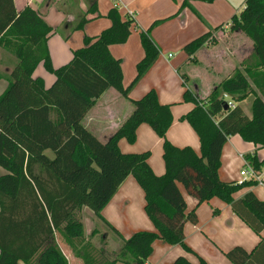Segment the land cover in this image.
<instances>
[{
	"label": "trees",
	"instance_id": "trees-1",
	"mask_svg": "<svg viewBox=\"0 0 264 264\" xmlns=\"http://www.w3.org/2000/svg\"><path fill=\"white\" fill-rule=\"evenodd\" d=\"M107 18L108 29L95 38L85 37L84 47L73 53L72 60L54 69L48 49L52 28L33 10L18 14L13 0H0V46L18 60L9 87L0 97V168L6 171L0 177V264H68L61 246L83 264H146L157 241L182 246L196 256L185 244L184 229L187 223L196 225L198 219L195 210L188 213L181 187L197 206L218 198L254 233L264 232V201L252 191L235 198L252 185L223 182L219 176L229 138L238 135L253 144L256 152L264 149V0H247L243 12L228 25L253 42L255 64L224 80L206 100L184 92L183 101L194 107L180 121L196 133L200 153L169 142L172 106L161 105L154 90L138 101L131 100L133 113L105 144L83 126L87 113L108 90L130 100L131 90L160 56L149 30L142 32L145 56L137 64L135 79L125 88L122 62L111 55L110 46L126 44L134 22L123 19L117 8ZM86 23L83 20L78 29ZM214 40L206 34L187 44L184 52L191 57ZM40 64L56 78L49 89L41 78H33ZM224 94L236 103L252 96L251 118L237 105L225 111ZM142 125L163 142L162 176L151 169L149 151L123 154L120 150L121 140L136 142ZM46 150L54 153L53 159L45 155ZM259 158L257 153L248 156L262 165L264 159L259 162ZM129 176L144 193V211L155 231L136 232L124 239L111 227L122 238V247L113 260L105 259L86 238L79 214L87 208L104 221L102 211ZM225 256L232 264H264V236L251 252L235 247ZM198 259L199 264H207ZM172 264L192 263L179 257Z\"/></svg>",
	"mask_w": 264,
	"mask_h": 264
},
{
	"label": "crops",
	"instance_id": "crops-1",
	"mask_svg": "<svg viewBox=\"0 0 264 264\" xmlns=\"http://www.w3.org/2000/svg\"><path fill=\"white\" fill-rule=\"evenodd\" d=\"M13 1L18 14L25 12L27 9H31L48 27L52 28L53 32L48 40V49L51 61H53L50 39L58 33L59 27H56L55 24L49 21L48 17L51 8H48L59 0ZM106 1L101 3L100 0H63V2L71 6L70 12L65 16V21L69 24L70 30H65V34L71 32L69 37H72V33L76 30V27H74L75 24L73 23H77L78 20L79 22L83 20L87 21L84 28L81 30L84 31L85 37L95 38L104 30L108 29L111 24L106 19L107 14L114 8L115 3L111 0ZM185 1L188 0H119L117 2L119 5L118 10L123 19H133L134 24L131 28V35L134 36V40L132 44L137 50L135 54L131 53V47H127L126 45L129 44V41L124 45H117L123 48L127 47L125 52L121 51L120 47H116L115 49L111 47V55L122 62L124 87L128 88L137 75L136 71L135 75L133 74L131 76L130 74L131 77L127 79L126 67L129 71H131V67H133L135 72V66L144 58V53L139 46L137 47L138 44L135 45L137 32H144L150 27L149 34L158 47L162 59L159 58L147 75L141 79L140 82L142 83L131 90L129 94L130 100L123 98L130 102L126 103V105H128L126 110L123 109L121 111L120 108H116V105L124 104L126 101L119 102L122 96L117 91L110 89L96 101L94 107L87 113L82 124L101 143L105 144L108 142L122 124L131 116L134 110L131 100L138 101L149 91L155 90L161 105L172 106L173 125L167 133L169 142L179 148L191 147L194 151L200 153V142L196 133L186 121H180V119L187 115L194 107L193 104L182 105L184 92L189 90L198 96L200 100H206L212 91L224 80L232 77L237 71H244L248 68L247 63L251 57L248 51L249 49L253 50V44L245 34L240 31L232 32L229 28L230 26H228L234 16H239L243 12L247 0H216L213 3L200 0H189L193 7V12L198 17L194 16L186 9L182 10L181 6ZM94 10H96V12ZM129 12L132 13V16H130ZM168 18L170 19L167 23L151 31V26L154 25V23ZM95 21H99L98 23L101 24V26L98 30H95V34L92 36L89 30L92 25L98 24L94 23ZM206 34H211L212 37H214L215 40L213 44L216 45V47L211 46V43L200 49L191 57L185 53V57L174 65L171 62L176 59L175 55L169 53L166 56L162 52V47L169 51L174 49H182L184 51L187 44ZM242 42H245V45ZM223 46H226V48H223ZM135 55L136 58L133 66L131 65L130 58ZM17 64L18 60L15 55L11 51L0 46V97L7 91L9 87V77ZM67 64H60V62H58V64L52 63L54 69H58ZM191 64L203 65L209 73H213L217 76V80L211 82L212 87H209L210 89L208 87L202 88V83L199 86L194 85L193 89L189 86L188 82L191 80V75L193 76V81H196V79L198 80V78L194 77V72L189 71V73L180 75L181 71H185L186 67ZM41 65L43 64H40L34 72L33 78H41L44 81L45 88L49 89L54 84L56 78L53 75L54 78L49 77L47 81L46 77L43 76L41 72H38ZM227 66H230V70L226 69ZM163 71L165 75L161 81L159 76ZM254 90L257 91L255 88ZM108 96H110L109 99H107ZM250 99L251 96L243 102L237 103V106H240L245 115L251 118L252 99ZM177 104H181V106L175 109L174 105ZM122 107L124 108L126 106L122 105ZM100 109H105L103 112L104 115L98 114ZM106 118H110L112 123L108 127L102 128L99 126L101 124H99L98 121L104 120L103 122H106ZM137 137L138 140L140 138L145 139L141 147H130L121 140L119 143L121 152L123 154H140L149 151L151 156L148 163L154 174L157 176L164 175L165 165L162 158V140L158 138L147 125L139 127ZM253 150H256L255 146L244 142L240 136L236 135L229 138L222 152L221 168L219 172L220 179L223 182L236 183L239 179V172L242 167L240 154H247ZM45 155L50 159L54 158V153L51 152V150H46ZM5 174L6 171L0 168V177ZM249 191H252L259 200L264 201V190L261 187L253 185L236 194L235 198L238 200ZM181 192L186 201L188 213L195 210L198 219L196 225L191 223L185 225V244L196 256L202 258L207 264H227L222 259L226 253L235 247H241L247 252H251L264 236V232L261 235L254 233L232 211L231 207L222 200L213 198L197 206V201L194 198L187 194L184 195L182 189ZM144 208V193L137 184L135 178L129 176L120 186L110 203L102 211L101 215L104 221L96 218L87 208H83L79 215L82 214L81 216L84 217L82 223L85 228V233L87 232L86 222L98 220L112 233L114 232L111 227H114L119 232L120 236H123L121 230L128 227L127 229H129L131 234H125L128 237L124 238L128 239L135 232L141 230L155 231L152 222L146 216ZM87 210L91 212V215ZM90 234L91 232L89 235ZM105 236H107V234L103 235V239ZM55 237L57 240L56 234ZM86 238L90 239L89 237ZM118 238L120 239L121 237ZM153 247V255L146 264H151V262H153V258L157 251L155 249L157 248L165 251V254L157 264H172L179 257L187 258L192 264H199L193 254L185 253L183 249L180 250L179 248H182L180 246H169L161 241H157L154 243ZM169 247L170 249H168ZM106 248L108 250L107 246ZM61 249L68 260V264H83L82 260L75 258L68 249L62 246ZM96 250L99 251L98 249ZM173 254L175 255L174 257L177 256L175 259L171 258ZM20 264L25 263L20 262ZM230 264L232 263L230 262Z\"/></svg>",
	"mask_w": 264,
	"mask_h": 264
},
{
	"label": "rangeland",
	"instance_id": "rangeland-1",
	"mask_svg": "<svg viewBox=\"0 0 264 264\" xmlns=\"http://www.w3.org/2000/svg\"><path fill=\"white\" fill-rule=\"evenodd\" d=\"M100 1H101V3L102 2L104 3L106 0H100ZM106 2H109V1H106ZM187 3L188 4L187 5H184V6L182 4V6H181L182 10H185L186 9V10L190 11L194 16H197L193 12V10H192L193 7L191 6L189 0L187 1ZM48 9H50V11H49L50 13H49V17H48L49 21L52 24H55L56 27H59L58 33L56 35H54L50 39V41H51V51H52V54H53V61H52V63L54 62V63L58 64V62H60V64H67V63L70 62V60H72L73 53L77 49H81V48L84 47V39H85L84 37L86 35H85L84 31H81L80 29H78V27H79V25L81 23V22H79V20L77 21V23H73V24H75L74 27H76V30L72 33V37H69V35H70L71 32L65 34V30H67V31L70 30L69 24H67V22L65 21V16H67V14L70 12V9H71V6L68 5L66 2H63V0L62 1L59 0V1H57V3L54 2L53 3V6H50ZM106 19L109 21L108 18H106ZM169 19L170 18L165 19L163 21H157V23H154V25L151 26V31L153 29L155 30V29L159 28L161 25L167 23ZM98 22L99 21H95L94 23H98ZM100 26H101V24H99V23L98 24H95V25H92L90 27V30H89L90 34L93 36L95 34V30H98V28ZM149 29H150V27L147 28L144 32L148 31ZM141 34H142V32H137V34H136V40H135V45L138 44L137 47L139 46V48L144 53V49H143L142 44H141ZM70 38H72V39H70ZM133 40H134V36L131 35L130 38H129V40H128L129 42L127 41L129 44H126V45H127V47H131V53L135 54L137 50H136V48L132 44L133 43ZM242 43L245 45V42H242ZM252 44H253V42H252ZM211 46H215L216 47V45H214V44H212ZM111 47H113V49H115L116 47H120L121 48V51H123V52H125L126 49H127V47L126 48H123L122 46L112 45V46H110V53H111ZM223 48H226V46H223ZM162 52L166 56L169 53H172L173 55H175V58L176 59L171 62V63H173V65L175 63L181 61V59L183 57H185L184 56L185 55V52L182 49H179V50L174 49V50L169 51V50L164 49L162 47ZM248 52L251 54V57L249 58L248 63H247V65H248L247 67L249 68V67H251V66H253L255 64V56H254V51L252 49H249ZM144 56H145V53H144ZM135 58H136V55L134 57H131L130 58L131 65L134 64ZM159 58L162 59V55H160ZM227 65H232V64H227ZM136 67L137 66H135V72H134L133 67H131V71H129V69L126 67V70H127V79L130 78L133 74L135 75V73H136ZM226 69L227 70H230V66H227ZM189 71L194 72V77L198 78V80L196 79V81H193L192 80L193 76L191 75V80H189L188 83H189V86H191L192 89L194 88V85H198L199 86L201 83H202V88L212 87V83L211 82H213L214 80H217V76L214 75L213 73H209L208 70L206 69V67H204L203 65H193V64H191L190 66L186 67L185 71H181L180 75L181 74H185V73H189ZM38 72L39 73L41 72L42 75L46 77L47 81H48L49 77L50 78L51 77L54 78V76L52 74L47 73V71H46V69H45V67L43 65L40 66ZM130 74H131V76H130ZM164 75H165V72L163 71V73L159 76V79L161 81L164 78ZM140 81L135 85V87L139 86L140 83H142ZM256 92L258 94L260 93L258 90ZM109 97L110 96H108L107 99H109ZM251 99H253L252 96H251ZM124 101H126V100L123 99V97L121 98V100H119V102H124ZM126 103H130V102L126 101L124 104L116 105V108H120L121 111L123 109L126 110V108L128 107V105H126ZM186 104H190V103L183 102V98H182V105H186ZM122 105H125L126 107L123 108ZM174 106H175V109H178L177 107L178 106H181V104L180 105L177 104V105H174ZM104 110L105 109H100V111L98 112V114L99 115H104L103 114ZM106 119H107L106 122H103L104 120H99L98 122H99V124H101L99 126H101L102 128L103 127H108L112 123L110 121L111 120L110 118H106ZM123 141H124V143H127V145L130 146V147H141L142 144H144L145 139L140 138L138 140V137H137V140H136V142L134 144H129L126 140H123ZM258 156L261 157V158L264 157V149H261V150L258 151ZM181 189H182L184 195H186L184 189L182 187H181ZM88 213L90 214L91 212L88 211ZM81 215H79V218L81 219V221H83L84 217L81 216ZM86 224H87L86 231L88 232V233L86 232L87 234L85 233L86 237H89L90 238L89 241L90 242L92 241L91 243H93L94 244L93 246L96 249L99 250L98 252L100 253V255L101 256L104 255V258L105 259H109V260H113L118 255V253L120 252L121 247H122V242H121L122 241V238H127L128 237L125 234H131L130 231H129V229H127L128 227H125V228L122 227L123 229L121 230V234H123V236L121 235L122 238L119 239L114 233H112L106 227H104L103 224L101 222H99L98 220L97 221L96 220H92L91 222L88 221V222H86ZM84 230H85V228H84ZM141 231H143V230H141ZM141 231H138V232H141ZM90 232H91V234L94 233V236L93 237L90 236L91 234L89 235ZM148 232H153V231H148ZM105 234H107V236H105L104 239H103V235H105ZM106 246L108 247V250H107ZM180 247H182V246H180ZM153 249H154V247H153ZM168 249H170V247ZM179 249L180 250L183 249V251L185 253H187L183 247L182 248H179ZM155 250H157V251L155 253V257L153 258V262H151V264H157L158 261L165 254V251H162V249L157 248ZM188 254H190V253H188ZM174 256L175 255L173 254L171 258H174L175 259L177 257V256L176 257H174ZM194 257H196V259H197V261L199 263L198 256H195L194 255ZM222 259L225 261V263L230 264V261L226 258V256H223ZM117 264H126V263L119 262Z\"/></svg>",
	"mask_w": 264,
	"mask_h": 264
},
{
	"label": "built area",
	"instance_id": "built-area-1",
	"mask_svg": "<svg viewBox=\"0 0 264 264\" xmlns=\"http://www.w3.org/2000/svg\"><path fill=\"white\" fill-rule=\"evenodd\" d=\"M115 3L114 8L119 9L118 1L119 0H111ZM130 16L132 13L129 12ZM171 57V56H170ZM225 106L228 109H234L237 103L233 100V98L229 94H224L222 96ZM255 153L258 154L256 150L251 151L247 154H240V158L242 160V167L239 172V179L236 182L238 185H246L251 184L253 186L261 187L264 190V163L262 165H256L251 160L248 159V156H254ZM263 158H259V162H261Z\"/></svg>",
	"mask_w": 264,
	"mask_h": 264
},
{
	"label": "water",
	"instance_id": "water-1",
	"mask_svg": "<svg viewBox=\"0 0 264 264\" xmlns=\"http://www.w3.org/2000/svg\"><path fill=\"white\" fill-rule=\"evenodd\" d=\"M224 110H225V111H227V110H228V107H227V106H225Z\"/></svg>",
	"mask_w": 264,
	"mask_h": 264
}]
</instances>
